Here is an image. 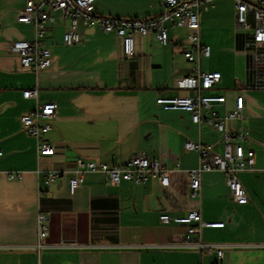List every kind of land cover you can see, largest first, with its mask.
<instances>
[{"label": "crops", "instance_id": "obj_1", "mask_svg": "<svg viewBox=\"0 0 264 264\" xmlns=\"http://www.w3.org/2000/svg\"><path fill=\"white\" fill-rule=\"evenodd\" d=\"M29 1L0 0V264H264V66L253 70L264 59V46L238 26L236 0H214L201 11V41L211 55L200 57V67L222 74L204 91L226 96L212 112L224 116L237 96L244 98L243 119L228 121L224 131L243 134L232 142L255 152L254 168L238 173L247 203L235 200L222 170L203 171L199 194L192 196L190 171L201 157L186 144L209 145L223 155L224 131L157 103L162 96L197 95L178 86L192 72L183 54L185 33L169 24L167 44L154 33H136L134 56L128 58L115 32L83 19L76 27L80 40L66 44L72 17L43 5L51 19L40 40L52 51V64L33 70L12 49L15 42L37 38L34 24L18 20ZM94 10L101 16L146 18L161 14L164 6L163 0H96ZM33 88L38 96L25 98L24 90ZM49 102L56 104V115L42 137L55 152L43 155L22 117ZM139 153L167 167L168 185L160 178L111 184L105 173L89 171L71 193L78 160L111 167ZM51 170L62 175L47 185ZM11 172H22L23 178L11 180ZM191 210L206 222L225 225L204 227L186 243L189 225L162 222L161 215ZM40 212L48 216L43 247H38Z\"/></svg>", "mask_w": 264, "mask_h": 264}, {"label": "built area", "instance_id": "obj_2", "mask_svg": "<svg viewBox=\"0 0 264 264\" xmlns=\"http://www.w3.org/2000/svg\"><path fill=\"white\" fill-rule=\"evenodd\" d=\"M214 0H163L164 10L161 14L146 18H120L98 15L94 10L96 0H41L35 3L30 0L26 7L21 10L18 20L22 23H31L36 26L37 38L33 41H18L12 45L21 59L24 67L33 70L46 69L52 64V51L44 46L40 40L46 31V24L51 19L48 11L43 10V5L52 8L62 9L66 15L73 19L71 29L65 34L66 44L80 40V34L76 27L78 20L83 19L91 27H99L106 32H115L122 40L125 54L128 58L134 56V37L136 33H154L162 44L170 41L168 25L171 24L177 34L185 33L183 54L192 66L190 75L178 81L180 88L193 89L196 96L159 97L158 105L168 110H183L191 113L195 123L205 121L219 131H224L226 123L232 120H242L244 117V98L237 96L235 105L229 109L224 116L212 112L214 103L226 102V96H215L205 94V90L214 88L222 79L221 72L203 71L200 67V57L211 55V47L201 41L200 13L203 9H208ZM237 23L242 31L251 36L253 42L258 46H264V0L260 3H250L245 0H236ZM264 58V54H262ZM264 66V59L259 65H255L253 70ZM25 98H36L38 89L24 90ZM56 104L53 102L44 105H37L22 117V125L27 134L35 137L38 141V148L43 155H52L55 148L52 143L43 139L42 135L48 132L52 125L50 119L56 115ZM206 112L203 115V112ZM243 138V134L224 131L226 140L225 152L219 155L213 152L212 147L201 143L187 142L186 148L198 152L201 157V164L198 168L190 171L192 196L196 197L201 189V173L203 171L222 170L227 175V182L232 195L237 202L247 203L248 195L244 186L238 178V173L252 170L255 166V152L246 151L241 144H234L232 139L235 136ZM3 150L0 148V158ZM264 156V147H263ZM78 169L75 176L70 180V190L75 194L84 180V174L89 171L103 172L107 176V182L111 184H121L131 182L134 184H144L150 178H160L164 185H168L169 175L167 167L157 160L150 159L147 155L139 153L132 160L125 164L108 166L105 163L94 161L78 160ZM62 175L60 170H51L47 173L46 184L50 185ZM9 178L22 179V172H11ZM48 216L45 212H40L39 222V244L43 247L49 235L47 225ZM161 221L165 223L175 222L188 224L189 228L184 236L186 243L192 242V236L199 233L204 227L222 228L224 223L206 222L197 210H191L185 214H162ZM206 246V245H205ZM222 250L219 254L222 255Z\"/></svg>", "mask_w": 264, "mask_h": 264}]
</instances>
